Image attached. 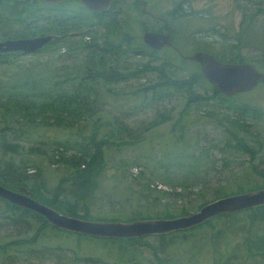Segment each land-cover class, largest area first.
Returning a JSON list of instances; mask_svg holds the SVG:
<instances>
[{"label":"rangeland","instance_id":"1","mask_svg":"<svg viewBox=\"0 0 264 264\" xmlns=\"http://www.w3.org/2000/svg\"><path fill=\"white\" fill-rule=\"evenodd\" d=\"M142 1L144 10L140 12L132 6L133 0H115L102 16L101 22L107 21L108 26L73 25L66 32L74 33L72 38L82 36L88 40L91 39L89 33L92 32L95 34V43L101 46L110 44L111 51L114 52L111 58L122 69L138 67L143 63L160 64L161 59L165 58L172 64V71L182 75L188 68L196 67V62L187 60L182 67L174 58L171 46H164L152 54L148 53L142 46L141 34L144 30L166 31L173 25L177 34L174 45L181 53H191L198 47L196 43L202 40L211 42L209 47L215 50L219 48L220 40L234 39L239 34L238 24L242 18L244 24L246 20L252 22L242 27L244 42L240 53L243 59L254 63L263 73L262 79L264 78V0H183L182 8L191 11L183 16L171 14L178 0ZM19 2L23 3L24 0ZM42 8L45 14L66 8L78 14L76 17L80 16L91 23L96 22L90 15L83 14L86 11L82 9V13L72 2ZM4 17L0 16V39L7 33L5 25L11 32L16 28L22 29L23 25L20 20L5 21ZM111 21H115V24L111 25ZM86 30L89 33H84ZM171 32L173 37L174 32ZM13 33L6 34V37H12ZM123 34L130 39L129 43L121 39ZM134 48L141 50V54L132 51ZM50 49L8 55L7 61L0 63V84L6 86L15 83L29 70L37 71L48 61L56 67L65 68L79 59L83 61V52L64 51L62 53H65L66 57L60 58L57 55L63 49L58 50V53ZM177 68L182 70L176 71ZM155 79H158V72L146 70L118 83H107L104 86L100 81L91 83V92H96L97 95L92 110L82 112L68 126L49 124L45 125L46 127L31 129L29 126L15 124L17 136L14 139L9 136L8 138L19 141V151L9 156L0 149V159L11 157L19 171L24 174L23 183L18 184L40 189L44 195H49L62 170L60 162H51L54 158V154H51L53 147L59 146V141L68 143L67 137L71 131L88 133L96 122L99 125L97 134L107 139V144L103 146V167L95 189L90 195L80 199L79 208L77 207V214L82 213L79 211L87 212L88 216L82 218L92 220H124L133 214L132 209L135 208L143 215L161 209L170 212H177L181 208L187 212L194 211L199 204L214 197L213 189L216 187L229 186V190H235L239 185L241 188L233 192L235 193L246 191L248 189L245 188L256 183H264V178L251 169V163H257L258 168L264 167L262 81L249 91L235 94L233 100H249L263 109V113L256 117L252 125V135L245 134L247 143L253 149H256L257 145L261 147V150L251 157L241 147L235 148L230 144L233 143L230 135L226 133L223 123L212 110V100L193 103L181 117L179 110L184 101L182 91H175L171 87L162 88L168 91L163 93L164 96L155 99L149 98V92L144 98L140 92H134L137 87ZM105 86L114 92L107 91ZM66 87L71 89V86ZM198 90L206 94L210 92L202 87ZM123 91L126 92L122 94ZM156 109L161 112L169 110L170 117L150 126L149 122ZM205 109H211L212 114L203 113ZM1 125L8 126L9 123L0 117ZM180 126L183 132L177 139ZM129 131L135 132L137 136L127 135ZM226 139L229 144H226ZM29 146L36 150L29 151ZM67 151L71 152L73 148H67ZM195 178L197 180H194ZM130 191L132 193H129ZM66 195L71 197L68 192ZM3 207L4 203L0 200V213L3 212ZM37 224L36 217L31 214H28L27 222L0 224V241L27 237L35 230ZM260 228L264 229V220L251 221L247 213L242 211L228 217H215L184 232L161 234L163 238L157 234L144 235L140 239L141 242L135 246L134 252L128 255L132 261L125 262L118 259L120 253L113 252L117 249V243L88 238L81 239L79 246H76L74 233L64 237V233L46 226L36 242L9 247L5 254H0V261L12 259L10 262L13 264H156V259H160L162 264H209L210 261L211 264H216L213 261L221 259L219 264H223L225 257L219 249L228 248L231 259L225 264H264V256L257 257L258 259L247 258L246 250L240 247L247 231L254 233ZM211 234L216 236L210 237ZM160 239L164 244L158 246ZM213 247L217 253L214 259ZM30 248L35 251H30ZM79 250L84 253H96L101 260L71 261ZM186 259L191 260L187 263L184 262ZM7 262L5 264H8Z\"/></svg>","mask_w":264,"mask_h":264},{"label":"trees","instance_id":"2","mask_svg":"<svg viewBox=\"0 0 264 264\" xmlns=\"http://www.w3.org/2000/svg\"><path fill=\"white\" fill-rule=\"evenodd\" d=\"M114 1L115 0H111L110 5L106 10L92 11L84 8L76 0H66L56 4H49L40 0H24L23 3L19 2V0H15V2L0 0V16H5L3 20L7 21L17 19L20 20L21 23H23L22 29L16 28L12 30V32H14L12 37H25L37 34H52V32L58 33L57 37H52L40 48L32 51V53L39 52L46 48H51L50 50L56 51L57 53L58 50L63 49V51H61L57 55L60 58L66 57L65 53H62L64 51L66 53L70 51L71 53L83 52L84 56L83 61L79 59L77 62H72L71 64L67 65L66 68L63 66L56 67V65L48 61L44 63L37 71L29 70L26 74L23 75V78L21 80L16 81L15 83L6 86L0 84V117H2L4 120H7V122L9 123L8 126H0L1 152L7 153L9 156L18 153L20 147L19 141L10 140L16 138L17 136L15 134V124H20V126H29L31 127V129H36L37 127H46L45 125L49 124H54L56 126L60 124L68 126L71 121L75 120L76 117L78 118L82 114V112L93 109V105L96 101L97 95L96 92H91V83L100 81L102 83V86H104L107 83H118L120 81L128 79L129 77H135L139 73H142L146 70H153L158 72V79H155V81L151 83L137 87L134 92H140L143 98L149 92V98L155 99L157 97L164 96L163 93L168 91L162 88L171 87L175 91H182L184 101L182 103L181 109L179 110V114L181 117H183V115L187 112V110L193 103H201L209 99L212 100V110L218 115L219 121L223 123L226 133L230 135L233 142L230 144L235 148L241 147L243 151L249 153L251 157L256 155L257 152L261 150L260 145L255 146L256 149H253V147L247 143L245 134L248 133L252 135V125L255 122L256 117L259 114L263 113L262 107L257 103L250 102L249 100L234 102V95L237 93L227 96L212 88L207 80L203 77L202 73L197 67V63H195L197 64L196 67L188 68L182 75H177V72L172 71V64L170 62H167L165 58L161 59L160 64L143 63L138 67L122 69L121 67H118L117 63L114 62L111 58V55H113L114 52L111 51L110 44L101 46L99 45V43H95V41H93V39L95 38V34H92V32L89 33L88 30L84 31V33H89V36L91 37V39L89 40L84 39L82 36L72 38L71 35L74 34H66L68 28L73 25H78L80 27H84L87 24H89L90 26L94 24H98L100 26H108L107 21L101 22V20L102 16L106 13L107 10H109ZM65 2H72L80 11L82 9L85 10V13H83V11L81 12L85 15H90L91 18H94V21L96 22L91 23L90 20H86L80 16L76 17L75 15L78 14L73 13L74 11L71 12L66 8H63L59 11H51V13L49 14L43 13L42 6L56 7L60 6L61 4L63 5ZM182 2L183 0H178V2L172 8L171 14L173 16L175 14L183 16L191 13V11L182 8ZM131 4L135 9L143 12V3H141V0H133ZM251 22L252 21L250 20H246V23L244 24V19L241 18L238 24V26L240 27L239 34L234 39L229 38L220 40L218 43V49H210L209 46H211V42L202 40L196 43L198 47L195 50L207 51L213 54L216 58L223 61L250 62V60L242 58L240 49L244 42L242 40V27L249 25ZM112 23L115 24V21L110 22L111 25ZM5 27L7 28V33H4L2 35V39L6 38V34H12V32L9 31L6 25ZM171 29V31L174 32L173 37L171 32V39L173 38V43H175L177 37V34L175 33V27L173 29L172 25ZM190 36L192 39H194L191 34ZM121 39H123L127 43L130 42V39L125 34H123ZM142 46L148 53L151 54L160 49L150 48L145 43H142ZM172 49L174 50V58H176L183 67V64H185L188 59L181 57L173 47ZM133 50L138 54H141L140 52H142L141 50L136 48L132 49V51ZM19 53L21 52L16 50L0 52V63L6 62V58L8 55ZM251 63L253 62L251 61ZM182 69L177 68L176 71H181ZM259 81H262L264 83V78H260ZM66 85L71 86V89L68 90ZM200 87L209 89L210 92L207 94L205 92H200L198 90V88ZM53 88H57V90H53ZM105 88L111 93L114 92L113 90H110L108 86H105ZM125 92L126 91H123L122 94H124ZM212 110L205 109L203 113L212 114ZM169 117V110L166 112H161L157 111L156 109L155 115L150 120L149 125L153 126L158 122L167 120ZM98 127L99 125L94 122L93 127L86 134L80 133L79 131H71L70 135H68L67 137L68 143L59 141L60 143L57 144L60 145H55L53 147V151H51V154H54V158L51 162H54L55 160L60 162L62 170L49 195H44L40 189L38 190L37 188L31 186L30 188L28 187L34 192L35 197L39 201L53 207L60 212H66L70 215L79 217L88 216V213H84L83 211H79L82 212L80 213V215L77 214V207L79 208L80 199L84 198L87 195H90L95 189L98 182V176L103 167V146L107 144V139L97 134ZM172 128L173 127H171V129ZM25 130L30 131L27 129ZM182 132L183 129L180 126L178 128L177 139L181 137ZM257 132L259 133V131ZM126 134L134 137L137 136V134L133 131H129ZM8 136L10 139L8 138ZM226 144H229L228 139H226ZM67 148H73V151L68 152ZM28 150L33 152L36 150V148L29 146ZM51 154L49 160H51L52 158ZM192 154L194 153L192 152ZM262 160V163L264 164V159ZM256 164L251 163V169L259 176H261V178H264V167L258 168L256 167ZM0 179H2L3 181L2 184H5V182H11L12 188H14L19 182L23 183L22 180H24V174L19 171L18 166L11 159V157H8L6 159L2 157V159H0ZM194 180H197V178H195ZM263 186L264 183H256L245 189L249 190ZM228 188L229 186L226 188L216 187L215 189H213V198L233 193L234 191L240 190L241 187L237 185L235 190H229ZM67 192L70 193L71 197L66 195ZM129 193H132V191H130ZM0 200L4 203V207L1 210L3 212L0 213V224L21 221L27 222L28 214L36 217V220L38 222L35 230H33V232L27 237H13L0 241V254H5L8 248L11 246L29 243L33 244L43 234L44 228L46 226H50V228L54 231L64 233V237H67L69 234L74 233L76 246H79L81 239L88 238L104 242L117 243V249H115L113 252L120 253L118 259L125 262L132 261V259H130L128 255L130 253H133L137 243L141 242L140 239L142 237H99L57 228L48 223L40 214L33 212L32 210L15 205L10 201L2 198H0ZM204 202H202L201 204H203ZM138 204H140V202ZM201 204H199L198 207ZM240 211L246 212L248 219L251 221L261 219L264 220L263 203L240 210L219 213L190 227L172 230L169 231V233L177 231L184 232L203 223H207L212 218L219 216L228 217L231 215H235ZM132 212L133 214L130 217L125 218L124 220L158 216L171 217L185 214L187 213V210L181 208L177 212H170L161 209L159 211H155L154 213H146L143 215L140 213L139 209L135 208L132 209ZM161 234L165 233H157L160 238H163ZM212 236H216V234H211L210 237ZM217 238L218 237H216V239ZM212 243L214 245V241H212ZM163 244L164 241L160 239L158 242V246H161ZM240 247H243L246 250L247 258L258 259L257 257H263L264 229L260 228L259 230L254 231V233L250 230L247 231L244 234ZM223 249L224 250H219L222 252L221 255H224L225 257V259H223V264H225V262H230L228 259H231V252L228 248ZM152 250L155 251L154 248ZM213 250L214 254L212 259L217 256L215 247H213ZM30 251L35 250L33 248H30ZM39 255H41V249L39 251ZM74 256L75 259H71V261H78L82 259L84 261L95 262L97 260H101L96 253H84L81 250H79L78 253ZM11 260L12 259H2L0 261V264H5L7 261L8 264H13L12 262H10ZM189 260L191 259H186L184 260V262L188 263ZM220 260L221 259H215L213 263L219 264ZM193 261H195V259H193ZM211 263L212 262L210 261L209 264ZM156 264H162L160 259H156Z\"/></svg>","mask_w":264,"mask_h":264},{"label":"water","instance_id":"3","mask_svg":"<svg viewBox=\"0 0 264 264\" xmlns=\"http://www.w3.org/2000/svg\"><path fill=\"white\" fill-rule=\"evenodd\" d=\"M49 4L66 0H40ZM84 8L92 11L106 10L111 0H76ZM170 28L166 31L144 30L143 43L153 49L171 45L181 57L194 61L203 77L223 95H233L252 89L263 77L255 65L249 61H223L213 54L194 50L181 53L174 45ZM53 34H37L25 37H6L0 39V52L20 51L29 53L49 41ZM0 179V198L40 214L51 225L64 230L99 237H142L149 234L166 233L187 228L211 216L231 212L264 203V186L215 197L201 204L196 210L171 217H144L131 220H92L60 212L39 201L26 186L11 182L2 184Z\"/></svg>","mask_w":264,"mask_h":264},{"label":"flooded vegetation","instance_id":"4","mask_svg":"<svg viewBox=\"0 0 264 264\" xmlns=\"http://www.w3.org/2000/svg\"><path fill=\"white\" fill-rule=\"evenodd\" d=\"M58 3H59V2H58ZM141 3H143L142 0H141ZM52 4H56V3H52ZM143 6H144V5H142V9H143ZM143 10H144V9H143ZM96 11H98V10H96ZM168 29H169V28H168ZM168 29H167V30H168ZM170 30H171V29H170ZM66 34H71V33H67V32H66ZM72 34H74V33H72ZM170 34H171V31H170ZM53 35H54V37H57V36H58V33H57V34L53 33ZM166 46H171V45H166ZM171 47H172V46H171Z\"/></svg>","mask_w":264,"mask_h":264}]
</instances>
